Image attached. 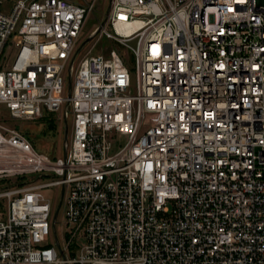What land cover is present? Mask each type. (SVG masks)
Listing matches in <instances>:
<instances>
[{
	"label": "built area",
	"instance_id": "built-area-1",
	"mask_svg": "<svg viewBox=\"0 0 264 264\" xmlns=\"http://www.w3.org/2000/svg\"><path fill=\"white\" fill-rule=\"evenodd\" d=\"M88 14L0 12V105L73 117L60 157L0 125V264H264V0H112L134 69L113 49L74 72Z\"/></svg>",
	"mask_w": 264,
	"mask_h": 264
},
{
	"label": "rangeland",
	"instance_id": "rangeland-1",
	"mask_svg": "<svg viewBox=\"0 0 264 264\" xmlns=\"http://www.w3.org/2000/svg\"><path fill=\"white\" fill-rule=\"evenodd\" d=\"M18 0H0V12L10 13L14 3ZM78 3H85L89 7V14L86 19L83 33L81 35L80 45L86 43L90 37L104 25L107 26V14L110 9V0H70ZM102 31L97 34L83 49L74 64V72L82 58L86 55H104L107 56L113 49L118 50L120 54L128 60L130 70L134 69L133 55L128 52L123 45L109 41L102 36ZM149 121H154L155 117L149 116ZM0 125L8 129H17L25 134L34 147L50 157H60L64 152L65 146L72 140L73 117L69 116L68 120L64 118L62 111L55 113H44L41 117L30 120H17L10 116L6 108L0 105ZM66 132L68 133L66 138ZM122 141V138L119 137ZM125 140V138H124ZM18 181L9 180L0 182V193H3L7 187L17 185ZM46 196L53 200L55 205H59L61 198V188H52L46 192ZM8 212V201L5 198L0 199V219L6 217ZM65 206L62 205L57 217L56 229L62 238L64 233ZM62 242V241H61Z\"/></svg>",
	"mask_w": 264,
	"mask_h": 264
},
{
	"label": "water",
	"instance_id": "water-1",
	"mask_svg": "<svg viewBox=\"0 0 264 264\" xmlns=\"http://www.w3.org/2000/svg\"><path fill=\"white\" fill-rule=\"evenodd\" d=\"M111 2H112V0H110V8H111ZM109 13H110V9H109V12H108V14H107V18H108V16H109ZM107 18H106V21H107ZM104 27V25H102V27L100 28V29H98L91 37H90V39L86 42V43H84L80 48H79V50H78V52H77V54L78 53H80L81 52V50L82 49H84L85 48V46L97 35V34H99L101 31H102V28ZM69 89H71V77L69 78ZM67 135H68V133L66 132V138H67ZM64 156H66V149H64ZM62 199H63V193H62ZM62 199H61V201H60V203H59V205H58V207H57V209H56V212H55V218L57 217V215H58V213H59V211H60V208H61V205H62ZM54 233H55V230H54Z\"/></svg>",
	"mask_w": 264,
	"mask_h": 264
}]
</instances>
